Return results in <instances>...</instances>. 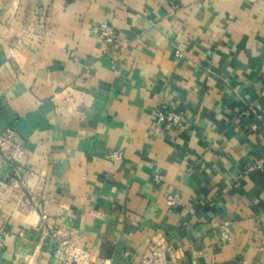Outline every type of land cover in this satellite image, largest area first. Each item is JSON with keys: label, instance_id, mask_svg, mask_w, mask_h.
Wrapping results in <instances>:
<instances>
[{"label": "crops", "instance_id": "0c3cea01", "mask_svg": "<svg viewBox=\"0 0 264 264\" xmlns=\"http://www.w3.org/2000/svg\"><path fill=\"white\" fill-rule=\"evenodd\" d=\"M8 128L89 264H264V0H0ZM9 174L0 154V264H56Z\"/></svg>", "mask_w": 264, "mask_h": 264}, {"label": "built area", "instance_id": "2783aa9c", "mask_svg": "<svg viewBox=\"0 0 264 264\" xmlns=\"http://www.w3.org/2000/svg\"><path fill=\"white\" fill-rule=\"evenodd\" d=\"M175 4H181L182 0H170ZM101 40L109 45H116L117 31L109 21L101 22L97 27ZM177 55L180 52L177 51ZM169 125H180L183 117L181 114L167 110L160 113ZM26 148L18 139L13 129H6L0 133V154L7 164L9 174V187L18 191L20 197V206L25 209L29 207L34 211L39 223L51 235L54 240L53 257L56 264H89L90 255L79 247V232L75 228L67 229L64 226L56 224L55 219L48 215L45 211L40 210V198L36 193H27L29 180L32 171H26L23 167V158ZM110 156L119 159L122 156L120 151L111 152ZM155 181L160 182V175L156 174ZM170 207H176L181 204V196L179 193H170L167 197ZM222 240L230 238V231L227 223L223 226ZM127 256L130 252L125 253ZM161 258V252L157 249L148 251L138 264H157Z\"/></svg>", "mask_w": 264, "mask_h": 264}]
</instances>
